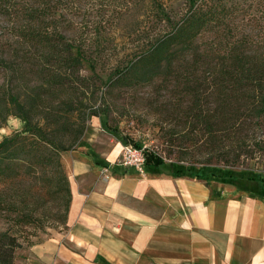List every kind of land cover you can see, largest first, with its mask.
I'll use <instances>...</instances> for the list:
<instances>
[{"label":"trees","instance_id":"1","mask_svg":"<svg viewBox=\"0 0 264 264\" xmlns=\"http://www.w3.org/2000/svg\"><path fill=\"white\" fill-rule=\"evenodd\" d=\"M136 1H150L152 5V21L147 26L148 40L144 45H138L133 58L107 80V91L172 80L176 88L180 77L184 78L185 92L193 99L184 111L183 126L188 128L187 134L199 131L202 137L207 135L204 143L216 154L196 166L184 164L189 146H180L181 156L170 162L154 151L144 150L145 170L207 184L248 182L245 184L249 186H238L264 200L263 177L249 178L246 171H239V177L234 174L242 157H251L255 151L264 152V140L255 142L249 136L250 129L264 127V41L259 43L246 36L227 44H200L201 37L212 28L214 12L211 7L206 5L200 9L196 6L197 0H188L186 12L178 15L166 11L156 0ZM32 2L25 12L27 27L20 34L21 43H18H26L29 48V56L25 58L29 60L26 63L33 74H42L47 79H35L42 84L25 85L22 92L10 94L6 101L8 108H2V124L5 125L11 117L18 120L22 128L0 141V184L11 186L27 177L35 178L42 189L52 190L60 202L58 207L63 215L59 222L66 229L71 192L62 156L80 143L87 120L107 113L99 109L87 113L77 92L85 85L76 84L67 77L78 75L84 64L95 70L100 50L94 43L82 48L76 42H70L52 26L51 21L48 22L57 14L51 0ZM181 71H185L184 74ZM203 77H209L213 87L215 102L210 115H203L194 104L198 92L201 93L205 86L195 80ZM47 100L50 105L46 104ZM171 102L172 99L168 101ZM169 109L176 115L179 112L177 104ZM175 128L167 131L168 139L177 136L184 143L187 138L191 140V147L200 150L202 144L197 146V142L186 134L181 136V130ZM133 145L142 148L137 143ZM213 158L216 160L214 165L210 162ZM256 189L259 191L254 193ZM27 217L30 216L24 215L22 221L31 223ZM14 247V238L5 233L0 235V264H12Z\"/></svg>","mask_w":264,"mask_h":264},{"label":"rangeland","instance_id":"2","mask_svg":"<svg viewBox=\"0 0 264 264\" xmlns=\"http://www.w3.org/2000/svg\"><path fill=\"white\" fill-rule=\"evenodd\" d=\"M32 1L0 0V114H3L2 108L6 106L10 94L22 92L25 90V85L33 86L35 82L42 84L40 81L47 79L42 74H33L26 63L29 62L26 59L29 56V48L24 42L22 45L18 43H21L20 34L26 30L25 12L30 9ZM51 1L57 14L53 16V20L49 18L48 22L51 21L52 26L70 42H76V45L82 48L89 43H94L101 51L97 53L95 70L92 71L84 64L78 75L69 76L67 79L81 86L85 85L78 88L77 92L79 98L84 101L87 113L93 109L107 112L86 121L85 132L80 143L74 148L84 147L83 140L88 130L96 134L94 138L100 142L101 147L112 149L111 151L117 154L110 164L103 160L99 161L102 167L101 177L104 180H107L109 170L125 169L118 166V161L122 147L127 144L137 143L144 150L156 152L167 162L175 161L178 156H181L180 146H189L184 164L196 166L200 165L197 163L206 162L209 157L216 155L213 154L215 150L212 151L210 146L204 143L207 135L202 137L199 131L187 134L188 128L183 126L184 111L189 108L193 99L191 94L185 92L187 90L184 87L186 82L184 78L180 77L176 88L173 87L172 80L168 83L156 82L132 89L107 91L105 85L107 80L118 68L121 69L128 60L133 58L132 54L138 45H144L148 40L147 26L151 24L153 12L150 1L142 3L136 0ZM156 1L172 14H182L188 8V0ZM206 5L214 12L212 28L204 33L199 40L200 44L212 42L227 44L244 39L246 36L259 43L264 41V0L196 1L197 8L204 9ZM93 50L94 47H92ZM181 72L184 74L185 71ZM195 82L205 86L204 89L202 87L201 93L198 92L194 104L199 107L203 115H210L215 102L212 97L213 87L210 85V78H196ZM171 99L172 102L168 103ZM46 104L51 103L47 100ZM173 104L179 106L177 115L169 109L173 107ZM6 107L8 108V105ZM1 119L0 115V141L4 136L11 135L22 128V124L14 118L9 117L5 125L2 124ZM93 120H96L94 121L96 128L91 130L90 124ZM171 128L181 130L180 135H188L192 141L197 142V146L202 144L200 150L191 147L189 145L191 140L187 138L184 143L177 136L168 139L167 131ZM249 136H252L255 142L264 140V127L250 129ZM249 148L254 150L251 144ZM249 148L246 150L249 151ZM95 157L94 160H96ZM98 160L101 159L98 158ZM215 161L213 158L210 162L214 165ZM104 169L108 171L104 172ZM234 170L237 177H239V171H246L249 178L250 176L264 178V152L255 151L251 157H242L240 165ZM237 182L235 183L238 185L249 184ZM208 184L207 186L212 190L213 185ZM223 185L231 186L237 192L248 193L235 184ZM216 186L215 193L218 194ZM258 191L259 189L253 190L254 193ZM249 194L257 197L253 193ZM58 203L60 202L55 199L52 190L42 189L33 177H27L11 186L0 184V235L5 233L15 240L12 264H24L33 246L44 243L52 235L64 230V225L59 222L62 220L63 212L59 209ZM24 215L30 216L27 218L31 223L22 221ZM0 251H2L1 248Z\"/></svg>","mask_w":264,"mask_h":264},{"label":"crops","instance_id":"3","mask_svg":"<svg viewBox=\"0 0 264 264\" xmlns=\"http://www.w3.org/2000/svg\"><path fill=\"white\" fill-rule=\"evenodd\" d=\"M95 135L87 130L84 147L62 156L66 229L33 246L24 264H264L263 199L147 170L113 168L104 180L99 161L117 154Z\"/></svg>","mask_w":264,"mask_h":264},{"label":"built area","instance_id":"4","mask_svg":"<svg viewBox=\"0 0 264 264\" xmlns=\"http://www.w3.org/2000/svg\"><path fill=\"white\" fill-rule=\"evenodd\" d=\"M118 166L125 169H133L139 175H145V154L144 149L127 144L122 147ZM104 172H107L106 170Z\"/></svg>","mask_w":264,"mask_h":264}]
</instances>
